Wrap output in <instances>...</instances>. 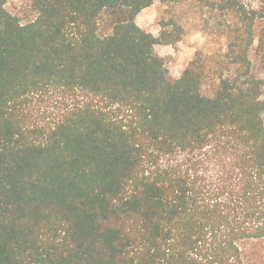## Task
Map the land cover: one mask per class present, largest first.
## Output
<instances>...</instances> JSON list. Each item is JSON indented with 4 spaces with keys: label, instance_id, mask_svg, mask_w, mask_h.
<instances>
[{
    "label": "trees",
    "instance_id": "trees-1",
    "mask_svg": "<svg viewBox=\"0 0 264 264\" xmlns=\"http://www.w3.org/2000/svg\"><path fill=\"white\" fill-rule=\"evenodd\" d=\"M0 0V264H264L263 82L202 93L137 15L154 0ZM173 2L176 0H161ZM118 16L98 33V16ZM170 25V24H168ZM61 97L32 124L34 98Z\"/></svg>",
    "mask_w": 264,
    "mask_h": 264
},
{
    "label": "rangeland",
    "instance_id": "rangeland-1",
    "mask_svg": "<svg viewBox=\"0 0 264 264\" xmlns=\"http://www.w3.org/2000/svg\"><path fill=\"white\" fill-rule=\"evenodd\" d=\"M6 8L22 23L38 15L29 0H7ZM136 17L137 24L154 35L166 26L182 28L180 40L170 46L155 45L171 75L192 64L202 76V93L215 96L222 77L235 76L246 69L241 56L247 53L252 73L263 82L264 99V0H176L153 4ZM118 16L104 9L98 16V33L112 32ZM170 24V25H168ZM175 77V76H174ZM61 97L34 98L27 107L32 124L51 122L61 115Z\"/></svg>",
    "mask_w": 264,
    "mask_h": 264
},
{
    "label": "crops",
    "instance_id": "crops-1",
    "mask_svg": "<svg viewBox=\"0 0 264 264\" xmlns=\"http://www.w3.org/2000/svg\"><path fill=\"white\" fill-rule=\"evenodd\" d=\"M141 12L144 13L143 10H142ZM139 14H140V13H139ZM138 16H139V15H137V17H138ZM165 46H170V45H165ZM184 70H185V69L181 70V68H179V67L175 68V69H174V73H177L178 76H176L175 74H174V76L177 77V78H179V77L182 75V73L184 72Z\"/></svg>",
    "mask_w": 264,
    "mask_h": 264
}]
</instances>
